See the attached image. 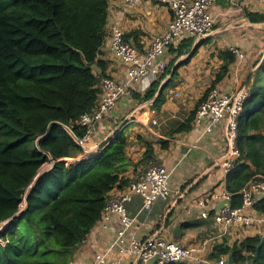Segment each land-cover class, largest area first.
Returning <instances> with one entry per match:
<instances>
[{
  "label": "trees",
  "instance_id": "trees-1",
  "mask_svg": "<svg viewBox=\"0 0 264 264\" xmlns=\"http://www.w3.org/2000/svg\"><path fill=\"white\" fill-rule=\"evenodd\" d=\"M108 3L0 0V264H70L100 221L109 193L128 184L129 168L155 161L154 143L145 141L141 159L133 163L126 153L129 142L124 131L92 156L83 155L66 129L82 137L86 127L78 124L80 117L100 99V79L106 76L97 55L106 37ZM258 20L264 21V15ZM193 42L189 38L173 50L175 57L163 74L143 95L133 92V98L160 108L168 85L157 94L160 83L171 73L175 59L190 52ZM200 44L201 40L182 66ZM218 57L222 64L210 87L171 136L192 129L197 108L236 59L231 50L220 51ZM176 74L174 69L172 76ZM251 77L238 119L240 156L225 178L232 208L241 205L238 193L244 185L254 176H264V136L260 135L264 58ZM157 143L168 148L167 141ZM253 208L264 214V197ZM222 256L232 257L233 264H264V236H246L232 245L223 239L212 247L208 259L219 261Z\"/></svg>",
  "mask_w": 264,
  "mask_h": 264
},
{
  "label": "crops",
  "instance_id": "crops-1",
  "mask_svg": "<svg viewBox=\"0 0 264 264\" xmlns=\"http://www.w3.org/2000/svg\"><path fill=\"white\" fill-rule=\"evenodd\" d=\"M210 12L214 19L212 32L201 39L202 44L196 54L188 64L182 66L180 63L190 57L194 51L192 49L198 44L194 40L190 52L175 59L171 73L161 81L159 88L166 83L168 85L164 90L166 100L160 108H152L151 101L136 100L132 93L143 95L163 73L156 79L151 76L144 78L134 90L120 98L112 113L100 126L95 127L90 143V149L100 151L104 138L114 131H124L129 142L126 153L135 164L145 151L144 142L154 143V163L172 171L171 186L179 188L181 194L167 201L157 200L148 212L139 216L137 213L143 201L139 196H134L125 205L128 216L135 219L127 236L158 234L181 245H195L209 240L207 252L201 255L206 261L203 264H217L218 261L209 260L208 256L212 247L223 239L232 245L246 236L256 235L257 232L222 234L213 220L221 202L215 203L210 196L225 189L226 175L222 167L224 123L209 134L204 133L202 125L194 124L188 132L172 136L170 133L189 116L197 101L210 87L222 64L218 57L220 51L236 50L243 53V58H236L230 65L227 76L216 85V88L225 92L240 88L241 74L248 73L245 68L258 57H263L264 21L258 20V16L264 15V0H234L233 3L220 1L211 7ZM171 18L170 10L160 0H140L135 5L127 4L125 0H109L106 37L97 55V60L105 64L104 75L119 83H123L126 77V67L110 51L108 35L112 26L120 28L127 41L139 51H144L153 36L166 30ZM176 49L171 47L163 55L165 68L174 59L173 50ZM174 69H177L176 77L172 76ZM94 72L97 75L101 73L96 66ZM153 121H156L155 125L152 124ZM158 140L167 141L168 148L161 149ZM142 169V165L131 167L125 176L132 179ZM122 190L114 188L110 193ZM204 212L207 213L206 218L201 215ZM208 225L212 226L215 234L205 238L204 235L209 232ZM119 227V215L112 217L106 229L98 222L77 248L73 263L89 264L96 253L105 255L108 260L120 259L125 263L126 257H122L116 250L108 249ZM228 257L222 256L220 259L227 262ZM191 262L192 260H188L185 263Z\"/></svg>",
  "mask_w": 264,
  "mask_h": 264
},
{
  "label": "built area",
  "instance_id": "built-area-1",
  "mask_svg": "<svg viewBox=\"0 0 264 264\" xmlns=\"http://www.w3.org/2000/svg\"><path fill=\"white\" fill-rule=\"evenodd\" d=\"M233 3L234 0H160L168 7L172 14L166 30L162 34L153 36L144 51H139L133 44L125 39L124 32L116 27L110 28V51L126 67V77L123 83L116 82L109 77L100 79L102 90L96 107L89 113L80 117L78 124L86 127L82 137H77L71 129L66 127L74 142L83 150V155L92 156L97 151L90 149V143L94 137L95 127L100 126L106 117L115 109L118 101L129 94L146 77H158L165 68L162 59L169 48H178L181 43L189 38L200 41L209 35L214 26V19L210 9L217 2ZM129 5H135L140 0H125ZM236 58L242 59L243 53L233 51ZM249 95V88L240 87L230 91H221L213 88L207 94L205 100L196 110L193 124L202 125L204 133H213L220 124L224 123L225 145L223 148L222 167L225 175L230 171L236 158L240 156L236 142L238 138V119L243 111V105ZM178 96V94H176ZM152 124H156L153 121ZM118 131L112 132L104 138L102 146L114 139ZM172 171L158 163H150L132 179L122 191L109 193L106 206L99 221L103 229L108 227L112 217L119 215L120 227L109 246V250H116L122 260H108L105 255L96 253L89 264H180L192 260L190 264H203L206 261L201 255L207 252L209 240L198 244L181 245L159 236L151 234L145 237L135 235L127 236L128 230L134 224L135 219L127 214L125 205L134 196H139L143 204L137 216L148 212L157 200H169L173 196H179V188L171 186ZM241 197V205L231 207L232 194L223 189L219 193L210 196L216 202L229 201L230 205H224L213 217L222 234L231 232L256 231V235L264 236V214L258 213L253 208L257 199L264 197V176H254L238 193ZM206 203V200L204 201ZM202 205V203H199ZM203 218L207 213L201 214ZM1 228V227H0ZM0 242L1 239H0ZM92 246V245H91ZM70 264H74L71 262ZM217 264H227L220 259Z\"/></svg>",
  "mask_w": 264,
  "mask_h": 264
},
{
  "label": "rangeland",
  "instance_id": "rangeland-1",
  "mask_svg": "<svg viewBox=\"0 0 264 264\" xmlns=\"http://www.w3.org/2000/svg\"><path fill=\"white\" fill-rule=\"evenodd\" d=\"M263 50H264V45H263ZM263 58H264V55H263V57H258V59L254 60L252 63H249V64H248V67L245 68V69L248 71V73H247V72H246V73H242L241 76H240V87L250 88V83H251V80H252V79H251L250 82L248 83V82H247L248 77H249V76H252V77H253L254 72H255L254 70L257 69L258 65H260V63L262 62ZM250 69H251V71L249 72ZM252 77H251V78H252ZM260 135L264 136V127H263V129L260 131ZM49 166H50V164L45 165V166H44V169L48 168ZM210 225H211V223H210ZM3 226H4V225H3ZM208 227H209V228H208V229H209V232L207 233L208 235H204L205 238H207L208 236H212V235L215 234V230L212 228V226H209V225H208ZM0 229H2V227H1ZM203 239H204V238H203ZM182 264H186V263H182Z\"/></svg>",
  "mask_w": 264,
  "mask_h": 264
},
{
  "label": "water",
  "instance_id": "water-1",
  "mask_svg": "<svg viewBox=\"0 0 264 264\" xmlns=\"http://www.w3.org/2000/svg\"><path fill=\"white\" fill-rule=\"evenodd\" d=\"M196 46V45H195ZM194 46V48H195ZM194 48L192 50H194ZM162 87L159 88L158 92L161 91ZM158 94V93H157ZM67 161V160H65ZM258 200V199H257ZM224 205H230V202L229 201H223L222 203H220L218 206H217V211L222 208ZM17 214L13 215L11 218H9L5 223L4 225H7L9 221H11L13 219V217H15ZM148 264H152V261H150ZM227 264H233V259L232 257H228V260H227Z\"/></svg>",
  "mask_w": 264,
  "mask_h": 264
}]
</instances>
